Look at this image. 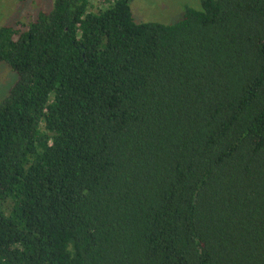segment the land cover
Returning a JSON list of instances; mask_svg holds the SVG:
<instances>
[{
  "label": "trees",
  "instance_id": "16d2710c",
  "mask_svg": "<svg viewBox=\"0 0 264 264\" xmlns=\"http://www.w3.org/2000/svg\"><path fill=\"white\" fill-rule=\"evenodd\" d=\"M134 1L0 28V264H264V0Z\"/></svg>",
  "mask_w": 264,
  "mask_h": 264
},
{
  "label": "rangeland",
  "instance_id": "374dc122",
  "mask_svg": "<svg viewBox=\"0 0 264 264\" xmlns=\"http://www.w3.org/2000/svg\"><path fill=\"white\" fill-rule=\"evenodd\" d=\"M55 0H0V28L17 23H29L40 11H47ZM202 0H136L131 7L136 23L174 24L183 18L186 7L201 9ZM103 0H93L99 9ZM17 80L16 72L0 63V102L8 95Z\"/></svg>",
  "mask_w": 264,
  "mask_h": 264
}]
</instances>
